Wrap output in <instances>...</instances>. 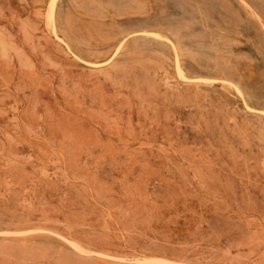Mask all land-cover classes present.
Masks as SVG:
<instances>
[{
	"label": "rangeland",
	"instance_id": "rangeland-1",
	"mask_svg": "<svg viewBox=\"0 0 264 264\" xmlns=\"http://www.w3.org/2000/svg\"><path fill=\"white\" fill-rule=\"evenodd\" d=\"M0 264H264V0H0Z\"/></svg>",
	"mask_w": 264,
	"mask_h": 264
}]
</instances>
